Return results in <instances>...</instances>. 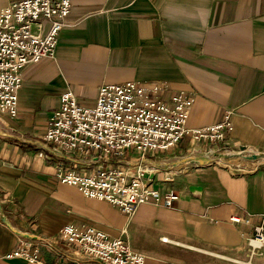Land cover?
Here are the masks:
<instances>
[{
  "label": "crops",
  "instance_id": "obj_1",
  "mask_svg": "<svg viewBox=\"0 0 264 264\" xmlns=\"http://www.w3.org/2000/svg\"><path fill=\"white\" fill-rule=\"evenodd\" d=\"M14 1L0 0V12ZM70 1L54 56L24 70L18 116L0 115V264H28L6 258L20 240L41 243L48 264H100L62 240L68 224L124 239L146 264H264V249L248 246L252 227L228 223L264 217V165L254 167L264 162V0ZM49 27L43 22V33ZM132 81L168 86L166 100L194 97L189 130L214 126L227 111L232 130L216 146L188 135L166 154H131L127 161L156 170L154 188L179 200L141 204L128 216L60 184V165L83 166L43 138L68 89L91 108L101 87Z\"/></svg>",
  "mask_w": 264,
  "mask_h": 264
},
{
  "label": "built area",
  "instance_id": "obj_2",
  "mask_svg": "<svg viewBox=\"0 0 264 264\" xmlns=\"http://www.w3.org/2000/svg\"><path fill=\"white\" fill-rule=\"evenodd\" d=\"M70 0H17L0 12V115L18 116L19 91L27 66L55 54L60 33L71 13ZM43 22H49L43 33ZM163 84L128 82L99 89L94 107L80 104L73 90L61 96V106L50 114L43 138L56 153L81 164L83 170L58 167L56 178L74 187L88 199L106 202L131 216L141 204L173 207L179 200L175 191L164 195L151 184L155 169L127 161L131 154L141 158L176 148L186 136L214 146L228 140L232 130L231 111L220 123L189 130L187 123L194 97L180 92L164 98ZM40 157L45 154L40 153ZM258 162V163H257ZM254 167L264 165L257 161ZM231 225L252 227L248 239L251 254L264 249V217L253 224L251 216H232ZM62 240L100 264H146L147 257L127 241L114 238L93 226L66 225ZM166 241V239H165ZM42 244L20 240L7 259L23 258L28 264H48L42 258ZM52 264H64L54 262Z\"/></svg>",
  "mask_w": 264,
  "mask_h": 264
},
{
  "label": "rangeland",
  "instance_id": "obj_3",
  "mask_svg": "<svg viewBox=\"0 0 264 264\" xmlns=\"http://www.w3.org/2000/svg\"><path fill=\"white\" fill-rule=\"evenodd\" d=\"M167 152H163L162 154H166ZM224 155H222V157L221 158H223V156L225 157L226 155H228V158H236L237 156H231L230 154H228V153H223ZM220 158V159H221ZM220 159H218V160H216V161H219L220 162V164H223V165H227V166H232L233 167V165H231L230 163L228 164V162L226 161V160H220Z\"/></svg>",
  "mask_w": 264,
  "mask_h": 264
},
{
  "label": "water",
  "instance_id": "obj_4",
  "mask_svg": "<svg viewBox=\"0 0 264 264\" xmlns=\"http://www.w3.org/2000/svg\"><path fill=\"white\" fill-rule=\"evenodd\" d=\"M0 135H6V134H4V133L0 132Z\"/></svg>",
  "mask_w": 264,
  "mask_h": 264
}]
</instances>
